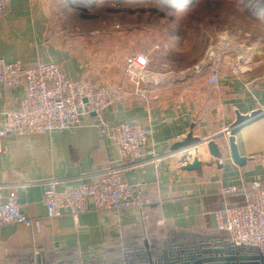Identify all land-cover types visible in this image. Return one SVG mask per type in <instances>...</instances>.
I'll return each mask as SVG.
<instances>
[{
    "label": "crops",
    "instance_id": "0c3cea01",
    "mask_svg": "<svg viewBox=\"0 0 264 264\" xmlns=\"http://www.w3.org/2000/svg\"><path fill=\"white\" fill-rule=\"evenodd\" d=\"M94 2L10 0L0 18V58L6 62L54 63L73 82L123 84L125 90L100 116L82 112L76 128L6 139L0 154V196L4 200L14 192L32 225L0 229V264H21L35 252L43 255L57 249L77 257L80 264H126L144 257L135 252L145 248L146 242L147 246L160 243L165 251L230 245L228 233L216 229L213 213L241 202L222 196L221 189L264 181V117L235 136L239 155L248 159L241 167L232 161L223 134L235 121L236 112H264V66L246 68L240 60L242 74L235 76L231 68L239 58L231 54L221 62L214 58L219 62L217 85L206 84L204 77L188 84L165 82V76L149 69L157 84L145 103L133 96L124 73L122 59L132 56L125 55L131 51L106 54L104 45H93L91 36L96 31L82 14ZM115 56L121 57L120 64ZM24 98V85L7 88L0 84V122ZM136 123L146 131L147 144L136 165L122 166L113 143L99 139L98 126ZM190 131L202 144L172 151ZM220 135L216 143L222 158L217 162L206 141ZM149 150L156 160L147 161ZM193 156L200 162L197 170H183L182 159ZM110 166L120 167L129 184L136 185L144 197L158 201L150 209L148 224L141 223L135 209L92 211L90 201L88 212L77 224L69 215L47 217L41 196L50 181L58 190L76 188Z\"/></svg>",
    "mask_w": 264,
    "mask_h": 264
},
{
    "label": "built area",
    "instance_id": "2783aa9c",
    "mask_svg": "<svg viewBox=\"0 0 264 264\" xmlns=\"http://www.w3.org/2000/svg\"><path fill=\"white\" fill-rule=\"evenodd\" d=\"M10 0H0V18L4 15ZM210 61V56L208 57ZM213 61V60H212ZM124 73L132 86V94L148 103L149 91L157 84L149 72V59L144 53H135L122 59ZM235 76L242 74L240 59L231 68ZM204 77L208 85H217L220 80L219 65L213 63L196 64L176 83H190ZM0 84L7 88L20 84L25 87V98L15 111L4 114L0 122V154L5 151V141L11 136H26L44 133H62L76 128L82 112L100 116L124 94V85H91L73 82L62 68L54 63L38 62L25 66L19 61L6 62L0 58ZM228 135L227 130L225 131ZM101 141L113 143L118 162L122 166L136 165L141 151L147 144V133L140 124H118L98 126ZM147 161L156 160L152 150L147 153ZM1 188V187H0ZM224 197H237L241 202L235 206H225L213 213L216 229L229 235V243L234 248L255 250L264 256V181L255 180L249 185L229 186L221 189ZM92 203V211H121L135 209L141 223L150 221V209L158 203L153 198L143 196L136 186L129 184L118 166H110L100 172L89 183H81L76 188H55L50 181L41 196L47 217L59 218L69 215L77 224L81 215L88 212L87 202ZM22 225L30 227L32 219L21 210L14 192H9L4 200L0 196V229L4 226ZM41 254L34 253V264H39Z\"/></svg>",
    "mask_w": 264,
    "mask_h": 264
},
{
    "label": "rangeland",
    "instance_id": "374dc122",
    "mask_svg": "<svg viewBox=\"0 0 264 264\" xmlns=\"http://www.w3.org/2000/svg\"><path fill=\"white\" fill-rule=\"evenodd\" d=\"M83 13L93 45L144 53L165 82L228 54L246 68L264 66V0H95Z\"/></svg>",
    "mask_w": 264,
    "mask_h": 264
},
{
    "label": "water",
    "instance_id": "95a60500",
    "mask_svg": "<svg viewBox=\"0 0 264 264\" xmlns=\"http://www.w3.org/2000/svg\"><path fill=\"white\" fill-rule=\"evenodd\" d=\"M264 117L262 110H256L248 115H241L239 112L235 113V121L227 129V146L232 161L237 166H243L247 162V158L239 155L237 146L235 144V136L239 131L252 124L253 122ZM226 135V134H223ZM223 135L207 140V149L209 154L214 157L217 162L222 158V153L216 141L221 139ZM203 141L197 137H193L190 131L184 140L175 143L172 151H184L190 148L197 147ZM182 162L185 166L183 170L193 171L197 170L200 162L197 157L183 158ZM145 248L148 250L147 242L144 243ZM149 264H264V256L259 255L253 249L247 248H234L231 245L225 246H210L198 247L191 246L189 248L171 249L165 251L161 257L155 261L151 255H147Z\"/></svg>",
    "mask_w": 264,
    "mask_h": 264
},
{
    "label": "trees",
    "instance_id": "16d2710c",
    "mask_svg": "<svg viewBox=\"0 0 264 264\" xmlns=\"http://www.w3.org/2000/svg\"><path fill=\"white\" fill-rule=\"evenodd\" d=\"M164 252L165 247H163V245H161L160 243L148 246V250L144 248V246H142L135 253L144 257L139 259L140 261H129L126 264H149L147 258L148 253L151 255L153 260H156L161 257ZM33 262L34 257L29 256L24 261H22L21 264H34ZM39 264H80V261L77 257L72 256L66 250L57 249L52 253H44L43 255H41Z\"/></svg>",
    "mask_w": 264,
    "mask_h": 264
}]
</instances>
